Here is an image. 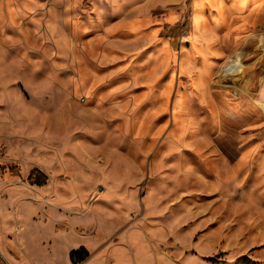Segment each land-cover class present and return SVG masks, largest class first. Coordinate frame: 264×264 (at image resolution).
Instances as JSON below:
<instances>
[{"label": "rangeland", "instance_id": "374dc122", "mask_svg": "<svg viewBox=\"0 0 264 264\" xmlns=\"http://www.w3.org/2000/svg\"><path fill=\"white\" fill-rule=\"evenodd\" d=\"M241 1L197 24L195 0H0L2 264H264V0Z\"/></svg>", "mask_w": 264, "mask_h": 264}, {"label": "trees", "instance_id": "16d2710c", "mask_svg": "<svg viewBox=\"0 0 264 264\" xmlns=\"http://www.w3.org/2000/svg\"><path fill=\"white\" fill-rule=\"evenodd\" d=\"M88 257L89 253L84 248L73 250L70 255V258L74 263L82 262Z\"/></svg>", "mask_w": 264, "mask_h": 264}, {"label": "crops", "instance_id": "0c3cea01", "mask_svg": "<svg viewBox=\"0 0 264 264\" xmlns=\"http://www.w3.org/2000/svg\"><path fill=\"white\" fill-rule=\"evenodd\" d=\"M241 5H242V2H241ZM201 10V9H200ZM198 10L196 11L195 10V22L198 24L200 19L202 18V14H201V11ZM220 11V8L216 7V15L213 17V18H216L218 15H220L218 12ZM213 21V20H212ZM0 238H2V236H0ZM74 243L70 244V243H64V248H66L67 250H69V252H71L72 250H75L77 249V247L74 245ZM80 247V246H79ZM70 254V253H69ZM69 256V255H68ZM70 257V256H69ZM69 257H68V261H69Z\"/></svg>", "mask_w": 264, "mask_h": 264}, {"label": "bare ground", "instance_id": "6f19581e", "mask_svg": "<svg viewBox=\"0 0 264 264\" xmlns=\"http://www.w3.org/2000/svg\"><path fill=\"white\" fill-rule=\"evenodd\" d=\"M204 0H195V10L196 11H198V10H200L201 8H202V4H204V2H203ZM241 1V0H240ZM242 2V6L243 5H245L246 4V0H243V1H241ZM207 4V3H206ZM234 63V62H233ZM237 66V63H234V64H232L231 63V65H229V70L230 71H232V70H234L235 69V67ZM238 67V66H237ZM182 68V67H181ZM203 69V68H202ZM182 70V69H181Z\"/></svg>", "mask_w": 264, "mask_h": 264}, {"label": "built area", "instance_id": "2783aa9c", "mask_svg": "<svg viewBox=\"0 0 264 264\" xmlns=\"http://www.w3.org/2000/svg\"><path fill=\"white\" fill-rule=\"evenodd\" d=\"M0 264H2V261H1V259H0Z\"/></svg>", "mask_w": 264, "mask_h": 264}]
</instances>
